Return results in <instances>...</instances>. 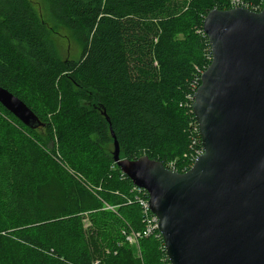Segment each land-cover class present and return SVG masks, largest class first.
Masks as SVG:
<instances>
[{"label": "trees", "instance_id": "trees-1", "mask_svg": "<svg viewBox=\"0 0 264 264\" xmlns=\"http://www.w3.org/2000/svg\"><path fill=\"white\" fill-rule=\"evenodd\" d=\"M194 5L49 0L83 49L64 61L27 0H0V87L44 124L32 130L0 104V264H170L159 230L144 235L148 193L115 161L112 130L121 159L188 171L201 148L193 96L212 62L204 18L237 5L259 12L264 0Z\"/></svg>", "mask_w": 264, "mask_h": 264}, {"label": "water", "instance_id": "water-1", "mask_svg": "<svg viewBox=\"0 0 264 264\" xmlns=\"http://www.w3.org/2000/svg\"><path fill=\"white\" fill-rule=\"evenodd\" d=\"M203 31L212 62L192 104L203 154L184 173L121 159L111 128L114 159L148 193L171 264H264V6L214 9ZM0 104L32 130L44 125L3 87Z\"/></svg>", "mask_w": 264, "mask_h": 264}, {"label": "rangeland", "instance_id": "rangeland-1", "mask_svg": "<svg viewBox=\"0 0 264 264\" xmlns=\"http://www.w3.org/2000/svg\"><path fill=\"white\" fill-rule=\"evenodd\" d=\"M27 1L32 7V9L35 11V13L38 15L44 27L46 28L49 38L54 47V50L56 51L58 56L64 61H78L82 55L83 49L81 45L74 39L73 34L70 32V30L67 27L53 21L49 13V0H27ZM200 1L201 0H171V4L175 12H181V11L187 12L191 9V7L194 4ZM194 6L197 7V5ZM203 16L204 14L201 13L200 14L201 19L203 18ZM35 98L38 99V104H40L41 106L38 96H36ZM193 141H195V139H193ZM84 225L85 227H88L90 225L89 218L85 219ZM137 247L138 246L134 245L132 248L134 250V255L136 257H139L140 252ZM107 252L110 253L109 251ZM108 253H106V255ZM100 261L101 260H97V263L101 264ZM114 264H124V263L122 259L119 258L116 260Z\"/></svg>", "mask_w": 264, "mask_h": 264}, {"label": "built area", "instance_id": "built-area-1", "mask_svg": "<svg viewBox=\"0 0 264 264\" xmlns=\"http://www.w3.org/2000/svg\"><path fill=\"white\" fill-rule=\"evenodd\" d=\"M236 5V4H235ZM239 7L238 5L235 7L237 8ZM205 34V33H204ZM206 35V34H205ZM204 73V72H203ZM202 73V74H203ZM201 80V79H200ZM196 122V121H195ZM193 130L194 132L198 133L199 134V129H198V125L197 123L194 125L193 127ZM200 136V134H199ZM199 144L201 145V148L200 149H196L195 152L193 153L192 157L190 158L191 162H192V166L194 164V162L196 161V159L201 155L203 154V147H202V143H201V137H200V140H195L194 141V144ZM167 168H169L170 170L172 171H175V172H179L177 167H176V164L175 162L171 163ZM138 188V187H137ZM139 190H143V189H140L138 188ZM145 191V190H144ZM149 198V196H148ZM142 205H143V208H144V213L146 215V221H147V231H145L144 235L145 236H148L154 229H158V218L151 212L150 208H149V200L147 199H142L141 201ZM142 236L141 233H136V232H132L128 237H127V240L128 242L131 244V245H138V240L139 238ZM95 264H98L97 262ZM171 264V263H170Z\"/></svg>", "mask_w": 264, "mask_h": 264}]
</instances>
